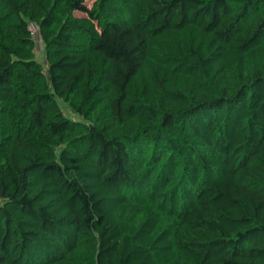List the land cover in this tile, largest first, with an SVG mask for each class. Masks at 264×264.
<instances>
[{
    "label": "trees",
    "instance_id": "16d2710c",
    "mask_svg": "<svg viewBox=\"0 0 264 264\" xmlns=\"http://www.w3.org/2000/svg\"><path fill=\"white\" fill-rule=\"evenodd\" d=\"M87 1L0 0V264H264V0Z\"/></svg>",
    "mask_w": 264,
    "mask_h": 264
},
{
    "label": "rangeland",
    "instance_id": "374dc122",
    "mask_svg": "<svg viewBox=\"0 0 264 264\" xmlns=\"http://www.w3.org/2000/svg\"><path fill=\"white\" fill-rule=\"evenodd\" d=\"M92 1L93 0H88L87 1V4L88 5H91V3H92ZM37 46H38V48H37V51H38V58L40 59V60H43V58H44V48H43V42H42V38H41V36L38 34L37 35ZM66 112H68V110L66 111ZM70 115H72V116H75V115H73V114H70Z\"/></svg>",
    "mask_w": 264,
    "mask_h": 264
},
{
    "label": "built area",
    "instance_id": "2783aa9c",
    "mask_svg": "<svg viewBox=\"0 0 264 264\" xmlns=\"http://www.w3.org/2000/svg\"><path fill=\"white\" fill-rule=\"evenodd\" d=\"M30 30H31V32L34 34V35H38V33H39V29H38V27L36 26V25H31L30 27Z\"/></svg>",
    "mask_w": 264,
    "mask_h": 264
}]
</instances>
